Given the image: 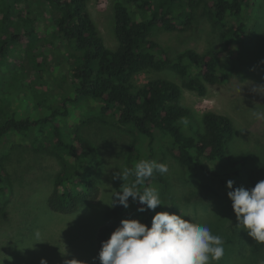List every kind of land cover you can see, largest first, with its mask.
<instances>
[{"label": "trees", "instance_id": "trees-1", "mask_svg": "<svg viewBox=\"0 0 264 264\" xmlns=\"http://www.w3.org/2000/svg\"><path fill=\"white\" fill-rule=\"evenodd\" d=\"M38 1L52 24L47 32L33 16L31 0H0V144L11 134H18L36 151L50 153L59 161L60 171L48 199L52 212L76 213L100 195L102 158L98 149L79 127L65 124L66 119L80 115L76 107L86 100L95 101L97 107L95 116L81 126L94 121L106 124L113 119L134 137L130 146L132 167L142 159L156 161L162 139L170 143L174 157L193 177L214 178L215 191L221 196H228L226 174L249 181L252 188L264 180L254 181L243 171L242 161L232 165L231 172L210 169L207 162L229 161L235 125L230 117L212 111L204 113L199 122L183 105V88L204 96L208 85L227 82L230 72L220 70L221 64L236 68L242 46L252 40L249 21L255 11L254 0H117L113 5L114 50L106 46L99 33L88 11V0ZM201 5L206 7L213 27L225 30L221 47L204 53L188 50L171 58L152 38L154 33L187 29ZM230 19L234 23L229 26ZM56 52L64 53L69 63L62 80L51 72ZM7 62L6 73L2 68ZM166 70L174 72L182 85L161 78L144 85L134 82L138 74ZM55 89L63 94L54 96ZM14 97L19 98L15 103ZM9 178L1 168L0 198L12 192ZM157 185L165 186L166 181L154 171L137 191ZM129 204L127 209L114 204L112 220L98 234L95 264H100L102 242L123 219L138 212L139 220L151 227L155 213L165 211L158 206L155 212H139L140 205L132 200ZM240 235L236 243L245 258L255 240Z\"/></svg>", "mask_w": 264, "mask_h": 264}, {"label": "rangeland", "instance_id": "rangeland-1", "mask_svg": "<svg viewBox=\"0 0 264 264\" xmlns=\"http://www.w3.org/2000/svg\"><path fill=\"white\" fill-rule=\"evenodd\" d=\"M115 1L88 0V11L106 46L112 50L117 47ZM31 2L33 16L42 22V30L47 32L52 24L46 18V8L38 0ZM254 2L255 11L249 21L252 40L242 46L236 68L232 69L226 62L221 64L220 70L230 72L227 82L208 85L204 96L183 88V105L199 122L204 113L212 111L230 117L235 125L229 161L220 164L207 162V166L226 173L232 165L242 161L243 171L258 181L259 178L264 179V116L257 118V114H264V0ZM205 8L201 5L195 11L187 29L174 32L159 30L152 38L171 58L188 50L204 53L220 48L225 30L213 27ZM233 23L234 20L230 19L229 26ZM15 53L18 54V50ZM63 54L54 53L50 64L53 67L51 72L59 80L69 71V63ZM9 65L7 62L2 70L7 73ZM158 78L182 85V80L170 70L144 72L136 75L134 82L144 85ZM12 92L16 96L15 91ZM53 94L60 96L63 92L55 89ZM18 100L14 97V103ZM96 107L95 101H83L75 110L80 115L65 120L68 127L80 128L102 158L98 181L100 195L96 201L81 206L76 213L64 215L49 209L48 199L60 171V163L53 155L36 151L29 140L18 134H11L0 144V169L8 173L12 190L8 197L0 198V264H41L42 260L47 264H66L72 260L76 261L70 264H95L99 231L112 220L111 212L117 199L113 196L123 184L121 179H113V176L124 167L134 171L135 165L132 167L130 163V146L134 137L119 128L113 119L106 124L94 121L81 126L95 116ZM19 108L23 106L19 104ZM156 161L167 164L169 168L166 174H161L166 185L156 187L163 203L160 206L170 213L181 214V211L187 216L185 219L204 224L213 234L222 237L224 254L211 264H264V243L250 237L242 226L238 227L232 201L215 191L217 182L214 178L193 177L174 157L167 140H160ZM226 176L236 186L252 188L245 179L234 174ZM132 179L130 176L129 180ZM129 219H139L138 212L131 214ZM37 231L39 238L35 235ZM241 233L246 234L248 241L255 240L245 258L240 255V244L236 243Z\"/></svg>", "mask_w": 264, "mask_h": 264}, {"label": "clouds", "instance_id": "clouds-1", "mask_svg": "<svg viewBox=\"0 0 264 264\" xmlns=\"http://www.w3.org/2000/svg\"><path fill=\"white\" fill-rule=\"evenodd\" d=\"M261 116L264 114H257V118ZM154 171L163 175L169 168L165 163L142 159L134 165V171L127 167L119 169L113 179H121L123 184L113 196L117 198L114 204L118 202L127 209L131 197L140 205L137 211L155 212L163 205L157 189L147 186L142 192L137 191ZM234 184L233 180L227 181V195L232 201L238 227L242 226L250 237L264 243V180L251 189L234 187ZM180 213L156 212L151 227L139 219H123L110 238L102 242L100 264H211L220 260L224 254L222 237ZM35 235L39 238V231ZM41 264L47 261L42 260Z\"/></svg>", "mask_w": 264, "mask_h": 264}]
</instances>
